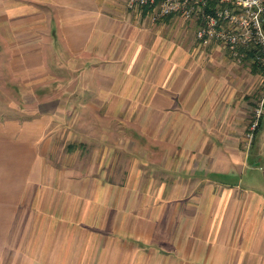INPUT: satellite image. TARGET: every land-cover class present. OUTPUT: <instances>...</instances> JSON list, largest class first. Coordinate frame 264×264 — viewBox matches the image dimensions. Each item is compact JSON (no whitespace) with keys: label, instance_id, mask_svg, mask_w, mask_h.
Segmentation results:
<instances>
[{"label":"crops","instance_id":"1","mask_svg":"<svg viewBox=\"0 0 264 264\" xmlns=\"http://www.w3.org/2000/svg\"><path fill=\"white\" fill-rule=\"evenodd\" d=\"M196 27L0 0V264H264V85Z\"/></svg>","mask_w":264,"mask_h":264},{"label":"built area","instance_id":"2","mask_svg":"<svg viewBox=\"0 0 264 264\" xmlns=\"http://www.w3.org/2000/svg\"><path fill=\"white\" fill-rule=\"evenodd\" d=\"M127 6L146 10L154 22L175 16L196 23L197 43L219 44L239 62L249 57L264 85V0H127ZM262 114L264 95L251 115L245 134L248 145Z\"/></svg>","mask_w":264,"mask_h":264},{"label":"trees","instance_id":"3","mask_svg":"<svg viewBox=\"0 0 264 264\" xmlns=\"http://www.w3.org/2000/svg\"><path fill=\"white\" fill-rule=\"evenodd\" d=\"M144 12H147L146 10H144ZM249 56H250V54H249Z\"/></svg>","mask_w":264,"mask_h":264}]
</instances>
